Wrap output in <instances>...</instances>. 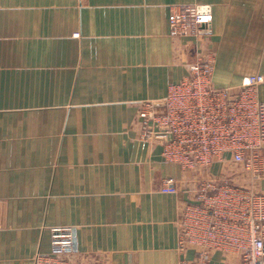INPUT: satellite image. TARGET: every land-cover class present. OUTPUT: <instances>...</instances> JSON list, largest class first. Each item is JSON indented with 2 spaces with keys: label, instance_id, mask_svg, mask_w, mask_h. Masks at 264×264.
<instances>
[{
  "label": "crops",
  "instance_id": "0c3cea01",
  "mask_svg": "<svg viewBox=\"0 0 264 264\" xmlns=\"http://www.w3.org/2000/svg\"><path fill=\"white\" fill-rule=\"evenodd\" d=\"M194 3L210 34L171 38V7ZM202 48L214 87L264 78V0H0V264L49 253L53 227L75 230L77 263L195 264L178 245L184 191L209 179L264 195V175L251 181L229 154L185 172L140 138V103ZM165 178L181 192L162 193ZM238 261L217 251L207 264Z\"/></svg>",
  "mask_w": 264,
  "mask_h": 264
},
{
  "label": "built area",
  "instance_id": "2783aa9c",
  "mask_svg": "<svg viewBox=\"0 0 264 264\" xmlns=\"http://www.w3.org/2000/svg\"><path fill=\"white\" fill-rule=\"evenodd\" d=\"M211 23L210 12L195 3L172 6L167 17L174 39L205 38ZM214 63L213 53L202 48L188 65V74L170 84L162 99L140 103V138L160 146L162 159L182 171L208 172L229 154L251 181H258L264 175V101L258 98L264 78L246 76L238 86L217 88L212 84ZM160 191L181 192L172 178L162 180ZM184 192L194 199L181 209L178 245L195 251V264H207L217 251L238 257L234 264H264L263 194L209 179H200ZM50 237L49 253L36 254L32 264H81L71 258L72 227H53Z\"/></svg>",
  "mask_w": 264,
  "mask_h": 264
},
{
  "label": "water",
  "instance_id": "95a60500",
  "mask_svg": "<svg viewBox=\"0 0 264 264\" xmlns=\"http://www.w3.org/2000/svg\"><path fill=\"white\" fill-rule=\"evenodd\" d=\"M76 248V241H75V237H74V240H73V249Z\"/></svg>",
  "mask_w": 264,
  "mask_h": 264
}]
</instances>
